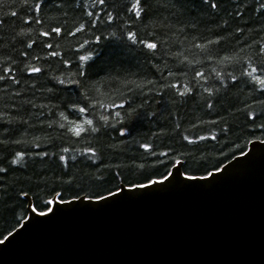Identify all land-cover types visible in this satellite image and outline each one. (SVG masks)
Here are the masks:
<instances>
[{"label":"snow or ice","instance_id":"1","mask_svg":"<svg viewBox=\"0 0 264 264\" xmlns=\"http://www.w3.org/2000/svg\"><path fill=\"white\" fill-rule=\"evenodd\" d=\"M51 3L52 0H22L21 11L28 17L22 18V22L28 27L39 26L37 39L20 41L22 50L16 57L9 55L0 60V99L7 97L11 101L5 102L0 110V129H4V133H0V216L9 214L16 218L23 207L21 198H28L26 210L45 218L36 220V224L44 223L50 213L56 215L54 204L69 206L74 201L100 204L109 197L123 196L125 185L128 192H133L155 189L156 185H165L166 181L171 183L176 179L168 170L169 166L176 168L187 164L206 171L202 176L186 171L185 179L180 182L208 181L214 173L222 174L226 168L220 160L209 170L207 157L196 159L190 151H181L199 141L223 140L225 147L235 145L244 158L249 154L239 140L255 136V141L246 139V143L264 145V36L260 40L253 38L251 42L243 39L249 32L256 31V24L260 25V32H264V0H167L164 4L161 0H59L54 7L62 11L65 19L45 27V9ZM65 8L78 11V17H73L70 22L68 12L63 11ZM162 11L177 16V22L183 23L185 28L211 32L214 38L201 34L194 39L204 42L193 44L207 56V61H190L183 51H178L173 61L183 59L175 71L169 69L167 76L160 72L158 65L167 43L164 29L168 27V19H161ZM11 16L19 17L20 13L12 12ZM7 22L6 18L0 19V26ZM101 24L111 29L107 35L97 34ZM81 36L84 38L80 39ZM69 39L75 40V46L63 48L60 41ZM102 39L112 41L130 55H139L154 70V75L159 73V78H148L137 89L141 95H147L153 88H159L163 89L159 92L161 96H172L178 111L168 125V133L162 128L153 134L154 140L136 139L130 124L141 116L140 109L144 105H135V101L125 95L120 96V103L113 100L106 105L92 94L93 91L100 92L93 69L100 55L98 46ZM3 43V37H0V45ZM246 48L252 54L241 56ZM213 49L218 50L213 53ZM4 50L0 48V52ZM208 62L222 67L220 70H201ZM52 64L59 65V75L51 74L45 67ZM69 71L73 76L62 78ZM28 81L34 82L25 88ZM133 91L136 90L129 89L130 93ZM36 99L46 103H36ZM188 101L197 102L199 110L209 117L190 121L191 128L206 129L204 134L197 131L189 135L185 134L188 129L182 131L184 121L179 108ZM46 108L47 113L44 112ZM55 110H59L60 122L51 120L56 115ZM26 115L32 118L31 122L24 118ZM156 116L157 113H151L152 118ZM56 123L60 139L71 137L74 143L84 142L79 156L88 162L85 167L90 171L84 168L74 171L76 164L70 165L69 159L76 162L77 157L65 154L75 149L57 146L50 135L51 143L46 145L29 143L21 138L29 128L46 131ZM111 133L116 134L115 139ZM105 137L113 142H102ZM34 140L39 141V137ZM130 141H135L138 155L124 152ZM50 148H58V151H50ZM106 153L119 162H107ZM177 155L184 159H176ZM121 156L131 163H125ZM53 158L59 172L47 167ZM232 159H237L235 152ZM38 166L40 170H37ZM129 176L143 179H129ZM153 176L160 178L153 179ZM64 194H70V199H64ZM47 195L52 198L46 199ZM63 210L59 209V212ZM9 237H13L11 230L0 239V245H4Z\"/></svg>","mask_w":264,"mask_h":264},{"label":"water","instance_id":"2","mask_svg":"<svg viewBox=\"0 0 264 264\" xmlns=\"http://www.w3.org/2000/svg\"><path fill=\"white\" fill-rule=\"evenodd\" d=\"M247 153L208 181L177 166L171 183L55 204L44 223L29 211L0 264H264V145Z\"/></svg>","mask_w":264,"mask_h":264},{"label":"trees","instance_id":"3","mask_svg":"<svg viewBox=\"0 0 264 264\" xmlns=\"http://www.w3.org/2000/svg\"><path fill=\"white\" fill-rule=\"evenodd\" d=\"M21 2L22 0H0V19H7V23L0 26V37H3L4 43L0 45V48H4L5 50L0 52V60L7 59L9 55L12 57H16L17 52L22 50V46L20 41L31 42L33 39H37V32L39 30V26L32 24L31 27H28L22 22L23 19H27V15L25 12L21 11ZM59 2V0H52L48 9H45V18L47 23L45 27L55 24L58 20L62 21L65 17L62 14V11H57L54 7L55 3ZM74 2V0H72ZM88 2V0H86ZM167 0H161V3H166ZM190 2V0H189ZM63 11L68 12L67 19L71 22L73 17H78V11H73L70 9H63ZM12 12L20 13L19 17H12ZM168 19V27L164 29L167 32V36L164 37L167 40V43L164 45L162 52L164 53L163 58L158 65L160 72H162L165 76H167V72L169 69L175 71L176 67L179 65L180 60L183 57H180L178 60L173 61L174 54L178 51H183L185 55L188 57L190 61H207V56L200 53V50L193 47L194 43H203V40L194 39V37H199L201 34L211 36V32L201 29L200 31H192L188 28H185L183 23L177 22V16L171 15L169 11H162L161 19ZM180 19H184V16H180ZM212 27V25H209ZM254 32H249L243 39H248L250 42L253 38L255 40H260L262 36H264V32H260V25H255ZM108 31L111 29H106L103 24L100 25V30L97 34L107 35ZM256 32H260V35H256ZM84 37L81 36L80 39ZM43 39V38H40ZM63 48H71L75 46V40H62L60 41ZM15 45V47H13ZM100 49L99 58L96 61L95 68L93 69V75L96 77L98 83L97 87L100 89V92L93 91V95L98 96V98L103 101L104 104H110L113 100L116 103H120V96H130L134 101L135 105L143 104L144 107L140 109L141 116L135 118L130 127L133 130V136L136 139L144 138L146 140H154V133H158L163 128V131L168 133L169 128L168 125L175 118L178 108L175 103H173L172 96L170 94H165L161 96L159 94L163 89L153 88L151 94L141 95L139 90L137 89L138 85H141L146 82L148 78H159V73L154 75V70L144 62L143 58L139 55H130L127 51L110 40H103L101 44L98 46ZM218 49H213V53ZM39 51V49H37ZM245 54L251 55V51L249 49H245L244 53H241V56ZM45 67L49 68L51 74L59 75L60 73L57 71L59 65H45ZM199 67V64H197ZM222 65H219L215 62H208L206 67L201 70L211 71V69L215 68L220 70ZM238 72V66H237ZM189 75L191 73L189 72ZM73 73L71 71L65 72L62 78L72 77ZM184 79V78H182ZM34 81H28L24 87L27 88L28 85L33 83ZM133 89L136 91L129 92V89ZM144 92L147 93V89H144ZM39 96V94H37ZM46 95V94H45ZM0 97H2V93H0ZM5 102L11 103L8 101L7 97H3L0 99V110L3 108V104ZM36 103H41L46 101L42 99H36ZM95 102V101H93ZM56 115L51 117V120L60 122L59 110H55ZM123 111V110H121ZM44 112L47 113L48 109H44ZM157 113L155 118L151 117V113ZM179 112L181 118L184 121L183 129H188L185 134L193 135L197 131L201 134H204L206 129H193L191 128L190 121L196 120L198 117H204L208 119L209 117H205L204 113L199 110L197 106V102L188 101L186 105L182 108H179ZM169 113L172 114L171 118L169 117ZM99 114V110H98ZM25 119H28L31 122L30 116H25ZM70 118H74L70 116ZM242 119V117H241ZM57 129V130H53ZM0 133H4V129H0ZM49 135L55 141L57 146L69 147L70 149H75V151H70L65 155L69 157L75 155L77 157V161L73 162L69 159V164H76V169L84 168L85 171H90L85 167L88 163L82 157L79 156V150L82 149L85 144L83 141L80 143H74V138L65 137L63 139L59 138V130L58 123L53 125V128H47L46 131H41L39 129H27L26 133L21 137L29 143L39 142L42 145H46L51 143L49 140ZM113 139L116 138L115 133H111ZM34 137H39V141L34 140ZM91 139V138H90ZM161 139H166L165 137H161ZM235 139V138H233ZM246 139H251L253 141L256 140L255 136L247 137ZM246 139H241L238 142L241 146L244 147V151L247 152L251 143H246ZM95 142V141H93ZM102 142L112 143V140H108L106 137L102 139ZM159 142V141H157ZM166 142H171L167 141ZM225 141L220 140L219 142L214 141H199L197 144L188 145L187 148H182L181 151H190L196 159H200L202 157L208 158V163L206 167L209 170H212V165L217 163L218 161H223V166L230 162L232 159V153L235 152L236 157L239 156V151L235 149V145H231L229 147H225ZM246 145V146H245ZM221 149H223V154L221 153ZM50 151H58V148H50ZM124 152L127 155H138L136 151L135 141H130L127 148L124 149ZM227 156V158H225ZM121 160H124L125 163H131V161L127 160L125 156L120 157ZM176 159L183 160V156H176ZM106 160L109 163L119 162L115 160L113 155L110 153H106ZM31 163V162H30ZM47 167L52 168L53 171L59 172L58 167L56 166L55 159L49 161ZM39 169V166L37 167ZM161 172L164 170L161 167ZM169 171L172 172L173 168L169 166ZM189 172V174H194L196 176L206 175V171L204 168H200L196 170L195 168H191L189 165L183 166V172ZM17 175H23V173H18ZM51 176V173L49 174ZM159 176H153V179H159ZM129 179H143L142 177L137 176H129ZM144 182H147L146 180ZM54 186V185H53ZM127 186V185H125ZM57 191H61V189L57 188ZM107 195V193H104ZM84 195V193H81ZM35 200L34 197H31ZM46 199H51V195H47ZM64 199H70V194H64ZM23 207L19 209L17 213V217L13 218L9 214H4L0 216V239H3L5 235H7L8 231L11 230L15 232L25 220H27L29 216V211H27V203L28 198H21ZM53 207V205H52ZM45 210V209H41ZM19 221V222H18Z\"/></svg>","mask_w":264,"mask_h":264}]
</instances>
